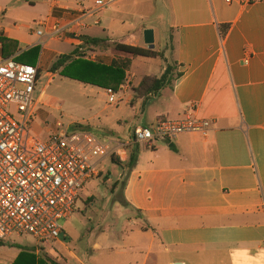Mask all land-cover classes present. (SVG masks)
Segmentation results:
<instances>
[{"label":"crops","instance_id":"1","mask_svg":"<svg viewBox=\"0 0 264 264\" xmlns=\"http://www.w3.org/2000/svg\"><path fill=\"white\" fill-rule=\"evenodd\" d=\"M98 1L108 0H0V38L17 44L10 57L36 46L40 56L41 39L52 40L49 28L58 23L64 30L59 41L74 48L82 46L80 38L86 36L148 49L144 26L130 32L116 25L115 10L108 8L123 0L103 9ZM164 2L174 41L170 60L165 52L152 50L181 76L154 96L128 97L141 123L125 127L122 138L127 140L135 126L178 120L187 113L208 121L210 128L205 136L155 140L168 143L162 153L152 142L137 146L121 196L123 207L135 213L140 224L126 234L128 252L122 264H264V0ZM140 3L133 0L132 5ZM37 31L43 35L36 36ZM124 37L128 41L123 42ZM101 53L110 56L109 62L125 56ZM39 56L35 65L40 67ZM164 69L146 76L159 77ZM126 75L128 79V71ZM116 123L120 127L122 121ZM143 148L154 150L146 164L140 162ZM65 238L62 230L57 243L67 249ZM31 249L41 260L47 259L38 250L53 252L47 261L60 264L58 251L49 243ZM113 250L93 246L97 252ZM69 256L76 264H93L91 258L80 259L71 251Z\"/></svg>","mask_w":264,"mask_h":264},{"label":"rangeland","instance_id":"2","mask_svg":"<svg viewBox=\"0 0 264 264\" xmlns=\"http://www.w3.org/2000/svg\"><path fill=\"white\" fill-rule=\"evenodd\" d=\"M138 1L141 3L137 7H133V0H123L108 9L115 10L113 12L117 16L115 23L117 26L119 25L120 29L132 32L142 25L146 30H151L152 34L154 31L155 49L158 52H165V57L169 59L168 54L172 51L174 41L171 39L169 30L167 5L164 0ZM99 15L103 16L104 14L100 13ZM34 28L39 27L35 26ZM99 36L105 37L101 34ZM121 39L123 42L128 41V37ZM41 43L44 44V47L39 56L41 68L33 95L36 114L31 125V133L43 141L47 137L44 133L46 126L54 127L59 122L63 128L81 125L92 131L99 139H102L103 136L128 141L129 139L122 138V130L140 122V115L136 114L134 109L129 106L128 97L134 96L133 89L137 87L144 76L157 75L166 67L167 62L163 58L139 57L133 59L128 70V75L132 78L128 76L127 83L125 82L123 85L124 89L122 88L115 95V103L109 104L105 88L102 86L80 83L61 76L59 72L52 75L50 67L56 59L60 55H71L77 49L76 47L56 39L49 40L47 37H43ZM140 45L142 46L143 42ZM85 58L91 62L101 61L104 64H109L110 60V56L106 57L100 52H86ZM169 60L168 62H170ZM39 97L40 101L37 102ZM8 111L15 116L13 106L9 107ZM117 120L122 121L120 127L116 123ZM104 129L118 132H114L111 136L108 133H103ZM152 143L159 148L160 153L166 152L168 148L166 141L154 140ZM133 146H129L130 150ZM153 151L151 148H143L139 155L140 162L148 163ZM100 158L94 157L93 161L97 162ZM119 162L124 165L126 160ZM121 165L113 163L109 157L104 158L98 166L101 171L100 175L86 183L79 193L73 214L60 221L66 235L63 243L67 249L59 246L58 240L49 243V246L58 251L60 264H76L70 259L69 251L80 259L91 258L93 264H110L106 262V259H109L112 264H122L126 258L128 252V243L125 242L126 234L131 229L138 228L140 222L135 221V213L122 205L121 190L129 170ZM114 184H116L115 187H113ZM129 219H131L130 222ZM0 240L3 243L0 245V264H11L19 256L21 250L30 249L35 245V240L31 236H12ZM94 244L111 247L115 250L112 252L93 251ZM38 251L40 257L47 260H49V254L53 253H45L41 249ZM99 254H101L100 257L94 260ZM103 258H105L104 262H102Z\"/></svg>","mask_w":264,"mask_h":264},{"label":"built area","instance_id":"3","mask_svg":"<svg viewBox=\"0 0 264 264\" xmlns=\"http://www.w3.org/2000/svg\"><path fill=\"white\" fill-rule=\"evenodd\" d=\"M112 2L98 1L96 5L103 9ZM63 34L55 23L47 35L61 40ZM39 72L38 64L21 63L15 57L0 59V239L31 236L36 246L60 239V221L73 214L79 193L100 175L98 166L104 158L124 162L130 145L172 140L181 134L205 136L210 128L208 121L187 113L182 119H158L147 126H135L132 139L120 141L99 139L81 125L63 128L57 122L54 127L46 126L47 137L42 141L31 133ZM105 92L107 102L115 103L116 93L111 89ZM11 106L16 117L8 111ZM94 157L101 158L94 162Z\"/></svg>","mask_w":264,"mask_h":264},{"label":"trees","instance_id":"4","mask_svg":"<svg viewBox=\"0 0 264 264\" xmlns=\"http://www.w3.org/2000/svg\"><path fill=\"white\" fill-rule=\"evenodd\" d=\"M228 30L225 26L220 30V35L223 38ZM82 46L75 49L71 55H60L56 61L51 65L50 71L55 74L59 72L61 76L70 78L84 84L98 85L106 89H111L116 94L122 90L124 83H127V71L130 68L132 59L146 58L155 59L162 57L160 53L153 50L143 49L136 46H130L123 43L113 42L109 43L105 39L89 38L82 36ZM2 45L3 58H9L11 54L17 51V44L6 38H0ZM11 44L12 47L7 52V46ZM40 47L36 46L28 49L15 57V60L28 65H35L38 60ZM114 51L118 54L125 55L124 57H116L112 59L109 64H104L101 61L91 62L86 56V52H108ZM181 74L174 73V67L167 65L163 73L159 77L146 76L141 79L135 89H133L134 97L148 98L158 94L162 89L172 85L174 79L179 78ZM39 77V74H38ZM87 129V128H86ZM89 130V129H87ZM133 130V129H132ZM132 130L129 138L132 139ZM138 145H134L132 150L127 148V160L124 165H121L119 160L111 157L110 160L117 165L127 168L129 171L134 167ZM116 184L113 185L115 187ZM0 240V245H2ZM33 249L21 250L19 256L12 264H55L52 261L36 259L32 254Z\"/></svg>","mask_w":264,"mask_h":264},{"label":"water","instance_id":"5","mask_svg":"<svg viewBox=\"0 0 264 264\" xmlns=\"http://www.w3.org/2000/svg\"><path fill=\"white\" fill-rule=\"evenodd\" d=\"M143 36H144V42L148 46V49L152 50L154 48L152 31L151 30H145L143 33Z\"/></svg>","mask_w":264,"mask_h":264}]
</instances>
